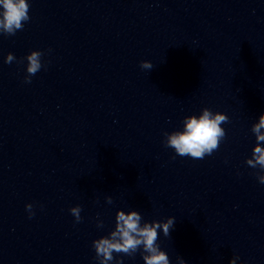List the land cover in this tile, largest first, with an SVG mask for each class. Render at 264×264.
Instances as JSON below:
<instances>
[{
	"label": "water",
	"instance_id": "water-1",
	"mask_svg": "<svg viewBox=\"0 0 264 264\" xmlns=\"http://www.w3.org/2000/svg\"><path fill=\"white\" fill-rule=\"evenodd\" d=\"M26 2L23 28L0 29V264H99L120 211L175 218L155 242L169 264H264V171L247 164L264 149V0ZM204 108L228 116L218 149L176 154L168 135Z\"/></svg>",
	"mask_w": 264,
	"mask_h": 264
},
{
	"label": "clouds",
	"instance_id": "clouds-1",
	"mask_svg": "<svg viewBox=\"0 0 264 264\" xmlns=\"http://www.w3.org/2000/svg\"><path fill=\"white\" fill-rule=\"evenodd\" d=\"M0 6L3 8L2 19H0V29L5 34L14 35L17 30L23 28V22L29 20L28 3L26 0H0ZM43 53L39 50L31 51L27 55V74L25 82H31V76L35 75L42 67L41 57ZM15 59L12 53H9L5 62L11 63ZM141 67L151 69L153 65L149 61H142ZM228 122V116L221 113L213 112L209 108H204L202 114L187 116L184 118V131L172 132L168 135L165 145L175 149L176 154L180 156H190L194 159H203L205 155H211L219 147V142L225 136V131L221 127L222 123ZM260 128H264V114L260 115V122L252 129L257 133L256 139L264 141V134H260ZM253 159L247 160V164L252 168L264 171V149L257 145L252 152ZM258 175L260 183L264 184V175ZM111 203V200H109ZM32 204H27L26 209L30 216L32 213ZM71 214L76 221H81V207L79 205L70 209ZM141 216L137 211H131L127 215L120 211L115 217V231L111 232V238L102 236L93 241V247L96 252V259L99 264H108L113 260V252L124 253L129 255L143 246V255L145 264H169V257L159 251L155 246L158 238L157 229H162L165 236L170 234L169 229L174 226V217H168L164 223L145 222L143 227L140 226ZM179 258V257H178ZM116 264H122L120 260ZM181 264H186L181 260Z\"/></svg>",
	"mask_w": 264,
	"mask_h": 264
}]
</instances>
